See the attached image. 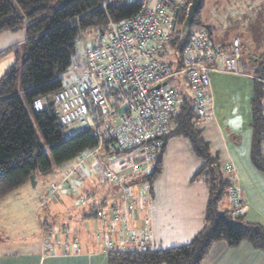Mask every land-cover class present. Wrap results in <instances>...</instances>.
<instances>
[{
	"label": "trees",
	"instance_id": "16d2710c",
	"mask_svg": "<svg viewBox=\"0 0 264 264\" xmlns=\"http://www.w3.org/2000/svg\"><path fill=\"white\" fill-rule=\"evenodd\" d=\"M14 1L22 13L16 11L11 0H0V33L17 31L25 22L26 39L17 47H21L23 52L20 74L19 53L16 49L15 63L0 77V199L18 187L30 183L31 175H52L55 169L65 162L76 159L83 152H93L99 146L98 136L80 124H76V131L68 126L71 134L65 133L66 126L61 123L51 103L54 94L63 88L61 80L55 77L67 70L71 56L75 53L76 43L83 35L94 32L103 36L108 19L124 21L139 9L142 2L139 0L117 6L112 3L113 0H57L62 4H56L47 15L41 17L48 11L53 0ZM189 2L190 0H183L179 7L171 11L175 19L171 33L177 23L181 25L178 35H170L167 42L178 60L177 63H180L178 53L189 40V33L186 36L181 35ZM104 3L103 8L101 5ZM201 7L202 4L192 25L197 24V28H204L210 37L209 27L202 25L199 19ZM252 58L255 59L254 62H248L253 72L264 78V48L258 57L256 55ZM173 63L169 62L170 65ZM18 83L26 107L23 99L15 93ZM36 98L43 100L42 111L34 110L33 102ZM263 99L264 83L253 79L249 157L254 168L262 173ZM176 110V128L162 138L159 147L150 150L153 158L149 162L144 161L139 149H114L113 139L109 134L102 135V146L96 155L101 152L135 153L131 166L138 168L131 173L141 174L129 184H147L151 190L154 180L162 171L163 157L160 150L165 148L166 139L173 135L187 138L194 155L201 161L191 181H202L207 187L203 226L189 242L182 245L146 250H110L107 253V263L201 264L211 246L220 240L231 247L244 241L264 254V225L245 221L242 213H233V208H221L223 199L230 190L232 191V181L225 175L219 154L211 150L203 135L201 123L205 118L196 113L193 98H178ZM33 122L40 131L48 153L36 137ZM124 167H121V171ZM124 177L121 179L124 180ZM113 204L120 205L119 202L107 203L103 208L98 207L95 215L100 209L108 211Z\"/></svg>",
	"mask_w": 264,
	"mask_h": 264
},
{
	"label": "crops",
	"instance_id": "0c3cea01",
	"mask_svg": "<svg viewBox=\"0 0 264 264\" xmlns=\"http://www.w3.org/2000/svg\"><path fill=\"white\" fill-rule=\"evenodd\" d=\"M207 21L213 44L219 51L223 50L215 58L217 70L209 73L211 103L208 117L201 123L203 135L211 150L219 154L225 175L232 181V191L224 206L234 209L237 198L247 222L264 224L253 218L255 208L264 206V173L254 168L249 157L253 79L248 74L226 71V59L221 58L227 49L231 53L228 42L238 37L249 47L252 57L263 51L264 43L246 32L224 39L218 35L214 23ZM25 39V22L17 31L0 33V77L15 63V50ZM238 65L246 73L253 72L247 59ZM174 142L167 141L165 148L173 143L190 155L179 141ZM180 154L176 153L177 158ZM164 157L162 171L151 190H141L140 183L131 184L134 210L127 223L113 222L112 214L106 209L103 217L95 215L98 207L122 203L123 193L118 186H111L114 190L111 191L86 181L78 188L61 173L56 179L35 176V185L26 183L7 193L0 199V217L4 218L0 222V264H108L110 250L159 249L189 242L204 222L207 187L202 181L190 180L195 164L198 168L201 161L197 158L196 162L190 156L188 185L183 184L181 189L179 185L172 186L173 173L169 168L173 166L169 154ZM173 162L177 169L183 164V160ZM227 166L231 170L227 171ZM139 175L127 172L123 181H133ZM51 189H55L52 194ZM255 195L262 197L261 201L255 199L252 203ZM5 245L14 248L3 252ZM201 264H264V254L244 241L231 247L220 240L211 246Z\"/></svg>",
	"mask_w": 264,
	"mask_h": 264
},
{
	"label": "built area",
	"instance_id": "2783aa9c",
	"mask_svg": "<svg viewBox=\"0 0 264 264\" xmlns=\"http://www.w3.org/2000/svg\"><path fill=\"white\" fill-rule=\"evenodd\" d=\"M183 0H144L139 9L124 21L108 19L103 37L86 49L85 64L81 74L88 81L63 87L52 97V105L71 134L69 125L84 123L99 138V146L92 152L97 154L102 146V135L109 134L114 149H139L144 161L153 158L150 150L162 144V138L177 126L176 108L178 94L170 85L177 78L195 102L196 113L208 117L211 97L209 73L215 71V58L219 49L210 40L204 28L189 29V40L178 53L172 65L165 62L167 42L174 28L172 9ZM105 7V3L101 5ZM231 57L225 60V70L236 74H248L252 79L264 83V78L254 72L246 73L238 64L252 58L247 45L234 39ZM176 62V64H175ZM35 111H42L41 98L33 102ZM130 165L118 174L108 166L104 173L110 183L123 193L122 203L113 204L108 212L113 222L127 223L134 210L129 182L121 179L127 172L137 170ZM146 170V169H145ZM227 171L231 166H227ZM143 184L141 190H147ZM51 189L50 193H54ZM235 195V193H233ZM237 197V196H236ZM233 213H241L239 199H235ZM105 211H96L103 217Z\"/></svg>",
	"mask_w": 264,
	"mask_h": 264
},
{
	"label": "rangeland",
	"instance_id": "374dc122",
	"mask_svg": "<svg viewBox=\"0 0 264 264\" xmlns=\"http://www.w3.org/2000/svg\"><path fill=\"white\" fill-rule=\"evenodd\" d=\"M134 1H139V0H113L112 3H114L117 6H122ZM11 2L14 5L16 11H18V13H22L19 7L17 6V4L15 3V1L11 0ZM56 4H62V3L57 2V0H53L48 8V11L42 14L41 17L47 15ZM199 19L201 20L202 25H206L205 22L207 20H211L214 23V27L216 28L218 35L223 36L224 39H228L234 33L237 34L238 36H241L243 33L246 32L251 34L253 33L255 37H257L262 43H264V0H203L202 7L199 12ZM180 27L181 25L177 23L171 35L173 34L177 36ZM197 27L198 25L194 24L191 26V29H196ZM99 39H102L101 35L98 36L97 33L88 32L77 41L75 53L71 56V61L67 70L55 77L61 80L63 87H68L82 81H88V77L86 75L81 74V70L85 64L86 49L90 43L95 44L96 42H98ZM228 43L231 44V40ZM222 50L223 48H220V54H222ZM17 52L19 53L18 70L20 74L21 71L20 65L23 56L22 48L21 47L19 49L17 48ZM261 52L258 55L257 54L255 55H257L258 57L261 54ZM230 57H231V53L229 52V49H227V51L223 53L221 58L228 59ZM174 59L175 56L171 48L167 44L166 53L163 57V60L169 63ZM19 74H18V81L20 77ZM169 83L175 89L176 93L178 94V98H181L182 96H190L191 98H193L192 94L181 85L179 79L177 78L171 79ZM15 93L23 99L24 105L26 107V102L24 101L22 90L19 87V83L17 84ZM32 124L35 129L37 139L40 141L41 145L48 153V150L44 144V141L42 139L40 131L38 130L36 123L33 122ZM76 126L77 125L75 123L69 125V127L73 131H76ZM82 126H84V123H82L81 127ZM169 140H171L172 142L175 141L174 143H176V141H179L180 146L182 148H187L190 153V155H187L185 152L178 150L175 147V144L173 143L169 144L168 148L166 147L163 149L161 148V150L159 149L160 151H162L163 158H165L164 156H167L169 154V162L173 166L169 168V170H171L173 173L172 179L174 181L172 186L179 185L178 187L183 189L184 188L183 184H185L186 187L188 185L187 178H188V170H189L188 168L190 167V156H192V159L196 160V162L198 159L191 150L187 138L173 135L166 139V141L168 142ZM177 152L181 153L179 156L180 158H177L176 155ZM134 155L136 154L132 152H120V153L101 152L99 155H96L92 152H83L76 159L65 162L62 166L55 169L54 173L52 175H49V177L50 178L53 177L52 179H56L57 175L58 174L60 175L62 173L61 174L62 176H67V178L78 188L82 187L86 183V181H88L87 183L96 182L99 188L104 187L105 190L108 188L109 190L112 191L113 189L111 188V186L114 185L107 180L104 173V166L106 165L112 170L116 171L118 174H120L121 167L123 166H125L124 168L130 167ZM173 160H178V161L183 160V164H186V166L182 164L177 169L175 167L178 165L174 163ZM195 165H196V169L193 171V174L197 170V166H198L197 164ZM71 169L72 171L69 172ZM27 185L32 186L31 182ZM38 188H40V186ZM229 193H231V190ZM229 193L223 199V205H225L228 202ZM261 198L262 197H257L255 195L253 196L251 201L252 203L254 202L255 199H259V201H261ZM76 201L78 204L79 203L78 200ZM223 205L221 206V208H225V206ZM253 213H254L253 218H255L256 220L264 221V206H261L259 208L256 207ZM45 219L46 217H44L43 215V220ZM2 220H4V218L0 217V222H2ZM256 223L261 224L258 221ZM3 247H5L3 252H6V250H12L14 248L13 246H8V245H5Z\"/></svg>",
	"mask_w": 264,
	"mask_h": 264
},
{
	"label": "water",
	"instance_id": "95a60500",
	"mask_svg": "<svg viewBox=\"0 0 264 264\" xmlns=\"http://www.w3.org/2000/svg\"><path fill=\"white\" fill-rule=\"evenodd\" d=\"M202 4V0H190L188 7H187V11H186V16L185 19L182 23V28H181V35L182 36H186L193 21H194V17L196 12L198 11V9L200 8ZM176 17V14H175ZM174 23H175V19H174ZM30 182L32 185H35V178L34 175L30 176Z\"/></svg>",
	"mask_w": 264,
	"mask_h": 264
}]
</instances>
